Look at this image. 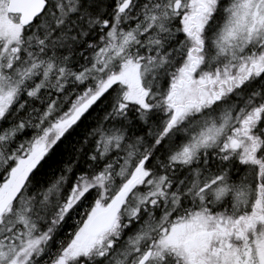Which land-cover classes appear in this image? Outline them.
Instances as JSON below:
<instances>
[{
  "label": "snow or ice",
  "instance_id": "6c2138e0",
  "mask_svg": "<svg viewBox=\"0 0 264 264\" xmlns=\"http://www.w3.org/2000/svg\"><path fill=\"white\" fill-rule=\"evenodd\" d=\"M0 264H264V0H0Z\"/></svg>",
  "mask_w": 264,
  "mask_h": 264
}]
</instances>
